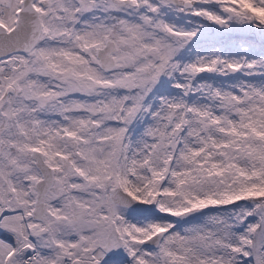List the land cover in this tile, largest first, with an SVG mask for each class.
<instances>
[{
	"label": "snow or ice",
	"instance_id": "obj_1",
	"mask_svg": "<svg viewBox=\"0 0 264 264\" xmlns=\"http://www.w3.org/2000/svg\"><path fill=\"white\" fill-rule=\"evenodd\" d=\"M0 264H264V0H0Z\"/></svg>",
	"mask_w": 264,
	"mask_h": 264
}]
</instances>
